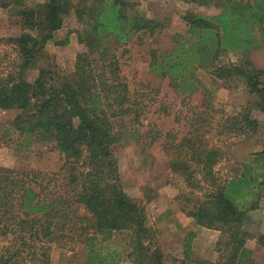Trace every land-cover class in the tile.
I'll use <instances>...</instances> for the list:
<instances>
[{
  "label": "rangeland",
  "instance_id": "1",
  "mask_svg": "<svg viewBox=\"0 0 264 264\" xmlns=\"http://www.w3.org/2000/svg\"><path fill=\"white\" fill-rule=\"evenodd\" d=\"M122 1L133 12L154 21L157 29L152 34H132L124 43L111 37L103 42L115 55L120 76L140 109L138 122L132 117L112 121L113 132L119 137L113 161L120 184L143 208L145 227L151 231L150 243L145 242V246L149 251L159 247L164 264L215 263L220 232L196 225L188 213L218 184L240 177L255 179L252 192L245 197L243 230L264 235V176L256 179L264 172V114L258 110L257 95L249 93L242 80L216 79L199 67L193 48L196 37L183 17L190 12L209 20L230 9V4L252 0H212L208 6L190 0ZM219 1L225 3L221 6ZM20 8L34 11L36 20H41L45 0H23L20 7L0 8L3 77L12 75L31 82L44 69L53 74L55 82L57 76L72 74L78 53L85 51L91 59L100 57L102 47L93 37L83 35L85 44L79 43L78 35L85 26L72 16L54 32L33 65L22 70L20 50L13 38L34 32L21 27L15 14ZM246 28L249 43L223 49L216 65L249 61L264 71V23H249ZM153 57L157 58L156 68ZM181 59L189 63L184 76L194 83L191 94L181 81L177 80V85L170 77L160 76L166 64ZM18 114L17 110L0 109V167L58 173L64 157L51 136L16 131L13 121ZM245 117L257 121L254 130L245 127ZM79 214H83L82 209ZM100 237L103 239L98 236L92 245L95 250L109 255L113 252L120 264H134L130 230L113 232L103 242H99ZM48 247L49 264H83L89 252L82 241ZM244 248L243 264H264V246L247 240Z\"/></svg>",
  "mask_w": 264,
  "mask_h": 264
},
{
  "label": "trees",
  "instance_id": "2",
  "mask_svg": "<svg viewBox=\"0 0 264 264\" xmlns=\"http://www.w3.org/2000/svg\"><path fill=\"white\" fill-rule=\"evenodd\" d=\"M22 2L0 0V8L20 7ZM190 2L208 6L212 0ZM129 6L122 0H45L41 20L31 10L15 12L21 27L34 32L13 38L22 70L33 65L54 32L72 16L85 26L78 35L79 43L85 44L82 36L90 35L102 50L98 59H91L85 51L78 53L72 74L57 76L55 82L53 74L44 69L31 82L0 74V109L19 111L14 129L49 134L64 157L62 168L52 175L0 167V264H49L48 245L80 241L89 248L83 264H120L113 252L102 254L92 245L98 236H103L99 238L103 242L113 232L128 230L132 232L134 264H164L159 247L149 251L145 246L151 231L145 227L143 208L123 189L113 161L119 137L112 121L132 117L138 122L140 109L120 76L115 55L103 42L111 37L124 43L132 34H152L157 29L154 21ZM230 7L209 20L190 12L183 18L196 37L193 48L199 67L216 79L242 80L249 93L257 95L258 110L264 114V71L249 61L215 64L223 49L249 43L246 25L264 23V0L239 1ZM156 64L153 57V67ZM188 64L185 59L166 64L160 76L170 77L176 84L181 81L191 94L194 83L184 76ZM243 121L248 129L257 127L255 120L245 117ZM252 183L255 179L242 177L220 183L188 213L196 225L221 235L216 244L218 260L201 264H243L247 240L264 246V235L243 230L245 197L252 192Z\"/></svg>",
  "mask_w": 264,
  "mask_h": 264
}]
</instances>
